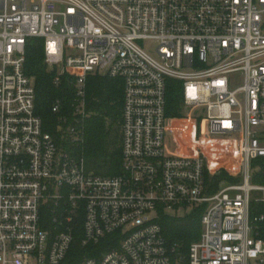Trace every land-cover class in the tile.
Listing matches in <instances>:
<instances>
[{
    "label": "built area",
    "instance_id": "1",
    "mask_svg": "<svg viewBox=\"0 0 264 264\" xmlns=\"http://www.w3.org/2000/svg\"><path fill=\"white\" fill-rule=\"evenodd\" d=\"M33 38L49 69L72 76L78 121L58 130L75 149L88 75L123 80L119 174L88 171L44 130L25 72ZM169 79L182 83L181 117L167 114ZM169 118L182 145L172 154ZM263 158L264 0H0V264H63L80 223L82 246L119 234L80 264H264V184L252 182ZM221 171L233 180L216 189ZM171 208L201 210L187 255L159 223Z\"/></svg>",
    "mask_w": 264,
    "mask_h": 264
},
{
    "label": "trees",
    "instance_id": "2",
    "mask_svg": "<svg viewBox=\"0 0 264 264\" xmlns=\"http://www.w3.org/2000/svg\"><path fill=\"white\" fill-rule=\"evenodd\" d=\"M25 72L34 77L36 88V113L43 121L44 130L75 154L80 152L85 158L86 169L95 174L113 176L121 172L122 119H123V80L109 76L90 74L86 81V110L88 115L81 121L84 143L78 149L61 139L58 130L60 119L75 123L74 88L72 76L61 74L56 68L49 69L43 48V40L30 39L26 48ZM182 83L168 80L167 114L170 117L182 116ZM61 100L62 109L54 113L52 107ZM260 168L254 180L264 184V158L256 161ZM213 184L217 189L223 179L233 180L224 171L215 176ZM159 223L163 228L166 243L176 253L187 255L192 242L201 235V210L183 217L161 214ZM75 240L63 264H80L87 256H97L101 251L117 246L119 234L105 237L98 245L82 246V227L78 228ZM175 255V254H174Z\"/></svg>",
    "mask_w": 264,
    "mask_h": 264
},
{
    "label": "rangeland",
    "instance_id": "3",
    "mask_svg": "<svg viewBox=\"0 0 264 264\" xmlns=\"http://www.w3.org/2000/svg\"><path fill=\"white\" fill-rule=\"evenodd\" d=\"M139 44L146 51H148L152 55H155V49L157 47V42H155V41H148L147 40V41H140ZM232 77L236 81V86L237 85H240L242 83V75L240 73H235L234 75H232ZM184 111L185 110L183 109L182 110V113ZM199 116H200L199 118L204 117L205 116V111H203L202 113H200ZM167 126H168V129H167V132H166V135H165V149H166V152L168 154H172L175 150L177 151V149H181V146L182 145L180 144L179 140L177 138H175V136H174V134L172 132V129H173V121H172L171 118H169L167 120ZM62 146L64 148H66L64 145H62ZM230 151L232 152V154L236 152V146L233 143L230 144ZM230 160H234V159H230ZM213 164L215 165L214 166L215 168H218L219 169V167H222L221 165H223V162L218 157H216V158H213ZM259 168H260L259 163L254 162L253 163V173H252V182L254 184H260V183H258V182H256L254 180L256 171L259 170ZM210 205L211 204H208V206H210ZM193 212H194V209H189V208H179V209L171 208V209H167L165 211V214L166 215H169V216H173V217H183V216L189 215V214H191ZM157 214H158V212L157 211H154V212L151 213V216H155ZM161 214H162V212H161Z\"/></svg>",
    "mask_w": 264,
    "mask_h": 264
},
{
    "label": "crops",
    "instance_id": "4",
    "mask_svg": "<svg viewBox=\"0 0 264 264\" xmlns=\"http://www.w3.org/2000/svg\"><path fill=\"white\" fill-rule=\"evenodd\" d=\"M180 151V150H179Z\"/></svg>",
    "mask_w": 264,
    "mask_h": 264
}]
</instances>
